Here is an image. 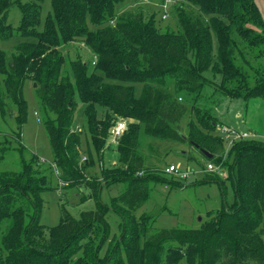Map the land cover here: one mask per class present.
<instances>
[{
  "label": "trees",
  "instance_id": "1",
  "mask_svg": "<svg viewBox=\"0 0 264 264\" xmlns=\"http://www.w3.org/2000/svg\"><path fill=\"white\" fill-rule=\"evenodd\" d=\"M139 1L51 0V12L38 30L41 0L21 6L17 29L7 23L11 0H0V39L13 35L22 39L10 62L0 58L4 76L0 107L4 98L12 100L21 126L27 116L24 83L37 85L61 183L86 186L95 200V210L82 212L79 220L62 208L57 226L41 225L46 175L34 170L38 159L20 145L19 135L9 134L19 146L21 169L0 172V264H264V142L250 131L254 136L233 140L228 147L218 127L229 126L196 106H191L194 121L185 134L180 133L189 108L167 91L173 85L177 95L197 97L209 77H218L214 83L218 97L263 99L264 21L258 7L254 0H173L176 31L161 32L141 6L128 7ZM184 4L191 9L185 11ZM73 42L89 48L93 65L77 59L64 74L60 48ZM135 85L140 86L137 93ZM74 95L89 104L85 118L93 153L87 149L84 162L80 142L84 133L72 130ZM96 106L107 110L105 118H96ZM118 117L133 121L118 140V165L86 178L92 155L105 148L108 130ZM142 136L187 144L199 159L188 158L203 169L208 163L224 167L225 179L205 173L204 182L222 187L228 181L233 203L197 229H155L159 215L155 213L136 218L134 212L147 201L152 182L180 184V179L171 182L159 169L146 165L138 151ZM117 182L123 191L108 204L100 203L101 187ZM109 211L120 217L119 234L101 254L108 239Z\"/></svg>",
  "mask_w": 264,
  "mask_h": 264
},
{
  "label": "rangeland",
  "instance_id": "2",
  "mask_svg": "<svg viewBox=\"0 0 264 264\" xmlns=\"http://www.w3.org/2000/svg\"><path fill=\"white\" fill-rule=\"evenodd\" d=\"M29 1L11 0L12 4L7 12V23L12 28L17 29L19 27L22 17L21 6ZM254 2L258 7L261 19L264 21V0H254ZM165 3L166 0H140L133 6L128 7L136 8L141 6L144 15L147 18H150V16L154 18V23L161 32L169 30L175 32L177 17H173V12L176 2L174 7L172 3H167V8L164 12L162 5ZM183 9L188 11L191 7L188 4H184ZM50 12L51 0H41L38 30H42L44 19ZM165 13L166 18H163ZM21 41L22 39L18 35H13L11 39L6 41L0 39V58H3L7 63L10 62L15 51V45ZM28 41L31 40L28 39ZM60 50L65 61L63 66L64 74H69L70 63L77 59L82 62H92L93 65L92 60H94V57L89 48L82 42L70 43L62 46ZM207 75L209 76V74ZM3 77V75H0V94L1 90L4 93ZM209 79H211L209 84H206L204 91L197 97L185 96L183 94L177 95L173 85L167 86V91L177 97L180 96L182 99L180 102L185 103L189 108L187 115L180 123V133L185 134L188 123L194 121V112L191 110V106H196L202 110L209 111L211 114L213 113L216 115L218 121L231 128H235L239 132H256L259 135L258 139L264 142V98L250 99L246 102L241 98L218 97L220 95L215 94L216 85L214 84L218 82V77L216 80L213 77H209ZM105 81L111 82L110 80ZM36 86L34 87L31 81L24 83L22 94L26 102L27 116L26 122L21 126L16 122L18 115L17 106L9 98L3 99V106L0 107V172H16L21 169L17 153L19 146L8 136L9 134H18L20 145L38 159V167H33L34 170L37 169L41 174L44 173L47 178V189L41 193L42 205L38 222L46 227H55L59 223L62 208L72 218L79 220L82 212L95 210V200L89 197L90 191L86 186H64L61 183V175L53 163L52 150L43 125L44 114L35 92ZM134 88L136 93L140 91V86L135 85ZM218 94L220 93L218 92ZM72 100L76 103L72 130L84 133L80 137L81 162H84L85 160L82 161V159L83 157H87V149L93 153L85 118V110L89 104H84L77 95H74ZM96 108H98L96 118H105L107 110L98 106ZM108 113L111 115L109 111ZM126 122L128 128V125L133 121L128 119ZM218 129L220 128L218 127ZM85 139H88V143H85ZM116 142H112L108 138L105 148L97 156L92 155L93 164L84 172L86 178L92 179L94 176L99 175L102 168H113L118 165L117 160L119 155L116 151L118 140ZM109 143H115V145ZM138 151L144 158L146 165L159 169L161 174L171 182L179 181V178L165 173V169L170 164L176 166L179 172L188 174L186 180L180 179V184H170V182H152L150 184L147 201L134 212V215L137 218L143 214H159L155 217L153 228L175 229L180 227L197 229L202 222L213 217L215 212L222 209L224 205L230 206L233 203L234 196L228 181H223L222 187L217 182H204L205 172L203 168L196 161L188 158L191 157L190 155H193L199 159L198 154L197 152L193 153L187 144H170L142 136ZM4 153L7 154L5 155ZM24 158L26 161L29 160L28 155H24ZM216 175L221 179H225L228 176L224 167ZM123 188L124 186L121 182L107 186L103 185L99 192V202L108 204L111 198L118 196L123 191ZM209 213L210 215L208 216ZM106 221L109 233H107L108 239L102 247L101 254L108 242L119 234V215L113 211H109L106 215ZM26 222H29V218ZM98 243L99 240L96 242V245Z\"/></svg>",
  "mask_w": 264,
  "mask_h": 264
},
{
  "label": "built area",
  "instance_id": "3",
  "mask_svg": "<svg viewBox=\"0 0 264 264\" xmlns=\"http://www.w3.org/2000/svg\"><path fill=\"white\" fill-rule=\"evenodd\" d=\"M173 0H166V3L162 5L164 12L166 11L167 3H173ZM163 18H166V13L163 15ZM218 132L221 134V136L224 138V140L228 143L229 147L233 144V140L240 139V138H248L249 136H254V134L248 132H239L235 128L227 127V126H221L219 127ZM127 129V122L125 119L118 117L114 123L113 126L109 130V137L112 142L117 143L116 141L119 140L122 135L124 134L125 130ZM115 143H109V144H115ZM85 160V157H83L82 161ZM205 173H216L218 174L220 171V167L215 166L214 164L208 163L205 168L203 169ZM165 173L173 176H177L181 180H186L188 178L187 173H181L178 171L177 167L174 165H169L168 168L165 169Z\"/></svg>",
  "mask_w": 264,
  "mask_h": 264
},
{
  "label": "water",
  "instance_id": "4",
  "mask_svg": "<svg viewBox=\"0 0 264 264\" xmlns=\"http://www.w3.org/2000/svg\"><path fill=\"white\" fill-rule=\"evenodd\" d=\"M34 87H35V85H34ZM205 154L210 158V154H208V153H206V152H205Z\"/></svg>",
  "mask_w": 264,
  "mask_h": 264
},
{
  "label": "crops",
  "instance_id": "5",
  "mask_svg": "<svg viewBox=\"0 0 264 264\" xmlns=\"http://www.w3.org/2000/svg\"><path fill=\"white\" fill-rule=\"evenodd\" d=\"M170 165H173V164H170Z\"/></svg>",
  "mask_w": 264,
  "mask_h": 264
}]
</instances>
